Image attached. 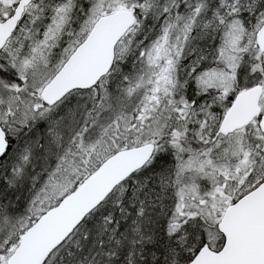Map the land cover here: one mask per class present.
<instances>
[{
	"label": "snow or ice",
	"instance_id": "snow-or-ice-1",
	"mask_svg": "<svg viewBox=\"0 0 264 264\" xmlns=\"http://www.w3.org/2000/svg\"><path fill=\"white\" fill-rule=\"evenodd\" d=\"M0 264H264V0H0Z\"/></svg>",
	"mask_w": 264,
	"mask_h": 264
}]
</instances>
